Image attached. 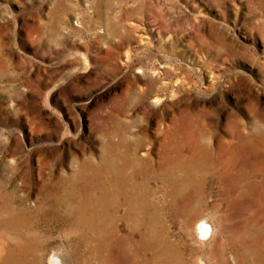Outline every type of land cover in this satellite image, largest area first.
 I'll list each match as a JSON object with an SVG mask.
<instances>
[{
    "label": "rangeland",
    "instance_id": "rangeland-1",
    "mask_svg": "<svg viewBox=\"0 0 264 264\" xmlns=\"http://www.w3.org/2000/svg\"><path fill=\"white\" fill-rule=\"evenodd\" d=\"M134 158L152 188L173 174L179 207L206 200L190 225L167 206L170 264H264V0H0V209L40 239L50 219L38 264H82L65 200Z\"/></svg>",
    "mask_w": 264,
    "mask_h": 264
},
{
    "label": "bare ground",
    "instance_id": "bare-ground-1",
    "mask_svg": "<svg viewBox=\"0 0 264 264\" xmlns=\"http://www.w3.org/2000/svg\"><path fill=\"white\" fill-rule=\"evenodd\" d=\"M134 159L135 161H124L126 166H122L124 167L123 169L112 168L109 170V178L105 176L106 179L104 178V180H102L103 176H99L101 180L99 182L97 181V185H93L94 190L91 192L95 197L90 198L88 196L91 199L88 202H83L80 199L74 200L75 195L72 193L74 192L73 188L71 191L72 194H68V198L66 200L64 199L65 201H69L67 207L69 213L66 212V215L69 214L70 217L72 216L69 220L71 222V229L68 233V235L73 237L71 252L78 262H81L82 264H90L89 259L94 256L98 259V264H100L99 260L101 251L107 244L106 241L108 239L109 244L107 246L112 250V253L110 254L113 259V264H115L116 261L114 257L117 252L115 253V251L118 250L119 254L126 256L130 254V246L132 245L134 246L135 252L139 254L137 256L138 259H140L139 264H170L171 259L174 261V259H177L178 255L176 254L177 251H175L174 244H171L169 241L166 225L164 223L162 224L163 216L169 213L171 208L174 210V214L175 212L176 214L180 212V214L186 218V224L188 223L190 225L191 222L194 221L191 220L193 217L197 219L200 217L202 218L205 215L206 200L201 192V195L199 194L195 196L194 200H189L191 201L189 202L190 206L185 204L184 206L179 207L180 198L178 199L176 196L177 193H179V191L176 193L178 184L175 182V179H172L174 177L173 174L171 175L172 178L168 177L166 180L167 185L163 186L164 188H159L158 184V188H152L148 185V177L143 176L144 174L142 170L136 167L140 166V160L137 158ZM128 166H134V171L128 172ZM155 177L158 178L157 176ZM9 205L6 203L3 209L7 211L6 217L4 216L5 218L2 219V215L0 214V227L3 226L5 233L15 235H13L14 237L9 236L10 239H5L4 242L2 241V247L9 253V257H19L21 264H38L42 252L47 246V240L44 239V237H49L47 236V232L50 230V227L48 226L50 224V219L46 220L45 229H43L44 233H42L43 237L41 236L40 239L39 233L35 228L36 225H34V222L29 217V211L26 208L19 209L20 206L15 208L13 207L15 205ZM169 205L170 208L167 207ZM0 208L2 207L0 206ZM3 210L0 209V213ZM61 219L65 221L63 218ZM197 227L199 233L202 235L200 239L203 241L206 234L210 232L211 226L207 220L200 219ZM136 234H138L139 237H136ZM160 236L161 240H157ZM152 241L157 242V244L152 246ZM11 242L12 244L14 242L15 246H10ZM160 243H163V245ZM149 251L152 253V258L146 255ZM172 251H175L173 252L175 253V256L172 255ZM172 257L175 258L173 259ZM136 263L138 264V262ZM51 264L64 263L60 259V256L55 254L51 259Z\"/></svg>",
    "mask_w": 264,
    "mask_h": 264
}]
</instances>
